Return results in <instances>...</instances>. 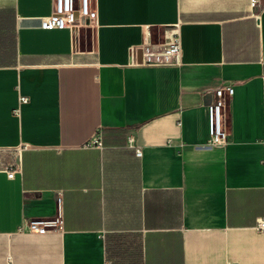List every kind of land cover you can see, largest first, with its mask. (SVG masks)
Masks as SVG:
<instances>
[{"label": "crops", "instance_id": "obj_1", "mask_svg": "<svg viewBox=\"0 0 264 264\" xmlns=\"http://www.w3.org/2000/svg\"><path fill=\"white\" fill-rule=\"evenodd\" d=\"M90 3L0 0V264H264V1Z\"/></svg>", "mask_w": 264, "mask_h": 264}, {"label": "built area", "instance_id": "obj_2", "mask_svg": "<svg viewBox=\"0 0 264 264\" xmlns=\"http://www.w3.org/2000/svg\"><path fill=\"white\" fill-rule=\"evenodd\" d=\"M52 13L46 17L42 22L43 27H59L68 28L70 30H77L80 25H93L97 19L96 8L91 6L90 0H51ZM259 1L264 0H250L251 7L257 5ZM148 33V32H147ZM169 50L173 54H177L180 50L179 40L176 36L172 37L168 42ZM144 51L149 54V45L146 41L145 46L141 52ZM224 93L231 95L233 93L232 85L221 86L215 89L212 100L208 103L209 115V145L214 147L224 146L228 141V131L223 122V107H224ZM21 102H26L25 96L20 97ZM130 140H132L130 138ZM87 145L102 146V141L98 132H96ZM137 155L141 154V149L136 147ZM14 170L8 169L7 175L12 177ZM256 229L264 232V217H260L256 222ZM22 229H28L31 232H44L46 228L40 224V221L30 220Z\"/></svg>", "mask_w": 264, "mask_h": 264}, {"label": "rangeland", "instance_id": "obj_3", "mask_svg": "<svg viewBox=\"0 0 264 264\" xmlns=\"http://www.w3.org/2000/svg\"><path fill=\"white\" fill-rule=\"evenodd\" d=\"M84 26H87V25H84Z\"/></svg>", "mask_w": 264, "mask_h": 264}]
</instances>
